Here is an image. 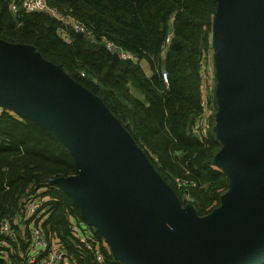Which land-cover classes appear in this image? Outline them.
<instances>
[{
    "label": "water",
    "instance_id": "obj_1",
    "mask_svg": "<svg viewBox=\"0 0 264 264\" xmlns=\"http://www.w3.org/2000/svg\"><path fill=\"white\" fill-rule=\"evenodd\" d=\"M211 46L222 142L214 162L234 183L199 216L99 98L31 48L0 39V105L67 149L76 171L52 182L123 264H264V0H217Z\"/></svg>",
    "mask_w": 264,
    "mask_h": 264
},
{
    "label": "trees",
    "instance_id": "obj_2",
    "mask_svg": "<svg viewBox=\"0 0 264 264\" xmlns=\"http://www.w3.org/2000/svg\"><path fill=\"white\" fill-rule=\"evenodd\" d=\"M47 2L84 23L92 38L68 28L69 39H65L58 33L62 23L55 18L40 11L14 13L10 0H0V39L31 48L99 98L181 204L191 203L199 216L213 212L231 184L229 174L214 162L222 148L214 125V97L212 113L201 122L200 64L211 49L217 0ZM103 39L135 54L137 60L120 58L105 47ZM140 59L150 64L151 76L144 73ZM161 70L167 72V83L162 81ZM128 83L142 92L146 102L130 93ZM14 114L13 110L0 114V221L9 220L20 228L19 241L11 261L1 264H25L17 251L25 248L23 227L29 203L35 200H43L46 207L42 228L70 254L73 264L97 263L93 251L71 232L72 223L93 239L102 255L98 264H123L71 196L52 182L76 171L67 149L47 128ZM194 126L199 138L193 135ZM177 178L197 183L190 189L192 201L182 198Z\"/></svg>",
    "mask_w": 264,
    "mask_h": 264
},
{
    "label": "built area",
    "instance_id": "obj_3",
    "mask_svg": "<svg viewBox=\"0 0 264 264\" xmlns=\"http://www.w3.org/2000/svg\"><path fill=\"white\" fill-rule=\"evenodd\" d=\"M10 8L14 13L21 10L22 13L40 11L48 14L62 23V27L58 30V33L65 39H69L68 28L72 29L75 33H82L84 35L90 34L89 28L84 23L69 14L59 11L56 7L48 4L47 0H10ZM103 41L105 47L116 52L120 58L132 61L137 60L135 54L123 50L109 40L103 39ZM210 50L212 51L213 58L212 46ZM206 59L207 56L200 64V81L202 90L200 105L203 112L201 122L205 120L204 117L206 115L212 113V102L214 100L217 107L215 96L216 85L212 86L211 95H209V93L207 95L208 75L205 64ZM160 74L162 81L167 83V72L161 70ZM8 110L10 109L0 105V114ZM192 131L199 133L197 126L192 127ZM175 184L181 192L182 198L187 201H192L190 189L196 188L197 183L188 178H177ZM187 204L192 205L191 203H185V205ZM45 210L46 207H44L43 200H35L29 203L28 216L23 227L26 231V239L24 240L25 248L21 252L17 251L18 256L25 264H73L70 254L57 244L56 238L50 237V235H48L42 228L41 225L44 220ZM19 229L20 228L13 227L9 220L0 221V264L2 261H5V263L11 261V254L15 253L14 244L17 245L19 241ZM70 230L76 234V237L80 242L85 244L87 249L93 251L96 263L98 264L101 262V252L94 247L91 236L84 234L81 231V228L75 223L70 224Z\"/></svg>",
    "mask_w": 264,
    "mask_h": 264
},
{
    "label": "rangeland",
    "instance_id": "obj_4",
    "mask_svg": "<svg viewBox=\"0 0 264 264\" xmlns=\"http://www.w3.org/2000/svg\"><path fill=\"white\" fill-rule=\"evenodd\" d=\"M205 64H206V70H207V75H208V85H207V95H208V93H209V95H211V89H212V86L214 85H216V87H217V84H218V82H217V78H216V71H215V68H214V62H213V58H212V51L210 50L209 51V53H208V55H207V59H206V62H205ZM16 114V115H15ZM15 116H19V117H22L21 115H19V113H17L16 111H15ZM215 127H216V122H215ZM224 143V145H226V144H228V143H225V142H223ZM233 183H234V180H232L231 181V184H230V188H232V186H233ZM178 202H179V204L182 206V207H184L185 205H182L181 204V199L180 198H178ZM45 212H46V210H45ZM94 226V225H93Z\"/></svg>",
    "mask_w": 264,
    "mask_h": 264
},
{
    "label": "crops",
    "instance_id": "obj_5",
    "mask_svg": "<svg viewBox=\"0 0 264 264\" xmlns=\"http://www.w3.org/2000/svg\"><path fill=\"white\" fill-rule=\"evenodd\" d=\"M74 18H75V17H74ZM83 35H84V34H83ZM85 37L88 38V39H91V38H92L91 34L85 35ZM139 64H140V66L142 67L144 73H145L147 76H151V74H152V68H151L150 64H149L145 59H140V60H139ZM128 88H129V90H130V93H131L133 96H135L136 98H138V99H139L140 101H142L143 103L146 102V100H145V98H144V95L142 94V92H141L138 88L132 86V85L129 84V83H128ZM192 132H193V131H192ZM199 137H200V133H199Z\"/></svg>",
    "mask_w": 264,
    "mask_h": 264
}]
</instances>
